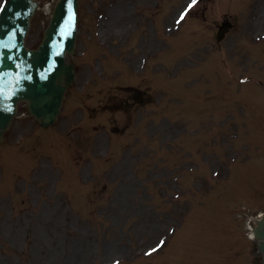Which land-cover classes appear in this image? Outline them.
Listing matches in <instances>:
<instances>
[{
  "label": "rangeland",
  "instance_id": "374dc122",
  "mask_svg": "<svg viewBox=\"0 0 264 264\" xmlns=\"http://www.w3.org/2000/svg\"><path fill=\"white\" fill-rule=\"evenodd\" d=\"M187 1L80 0L57 123L22 103L0 145V264H259L244 213L264 212V85L238 79L264 82V0H202L180 23Z\"/></svg>",
  "mask_w": 264,
  "mask_h": 264
},
{
  "label": "water",
  "instance_id": "95a60500",
  "mask_svg": "<svg viewBox=\"0 0 264 264\" xmlns=\"http://www.w3.org/2000/svg\"><path fill=\"white\" fill-rule=\"evenodd\" d=\"M37 8L34 0H10L0 15V141L11 125L13 114L3 112L10 102L5 96L17 79V97L28 99L31 113L43 126L53 124L64 94L75 80V66L66 63V52L74 53L77 0H61L39 49L29 50L25 36ZM227 28L224 27L222 32ZM21 78V80H19ZM254 233L264 254V215L256 220ZM264 263V258H263Z\"/></svg>",
  "mask_w": 264,
  "mask_h": 264
},
{
  "label": "bare ground",
  "instance_id": "6f19581e",
  "mask_svg": "<svg viewBox=\"0 0 264 264\" xmlns=\"http://www.w3.org/2000/svg\"><path fill=\"white\" fill-rule=\"evenodd\" d=\"M104 27H106V26H104ZM101 31H102V30H101ZM103 33H105V31H104Z\"/></svg>",
  "mask_w": 264,
  "mask_h": 264
},
{
  "label": "snow or ice",
  "instance_id": "6c2138e0",
  "mask_svg": "<svg viewBox=\"0 0 264 264\" xmlns=\"http://www.w3.org/2000/svg\"><path fill=\"white\" fill-rule=\"evenodd\" d=\"M154 251H155V249H154Z\"/></svg>",
  "mask_w": 264,
  "mask_h": 264
}]
</instances>
